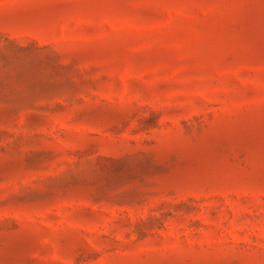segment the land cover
Returning a JSON list of instances; mask_svg holds the SVG:
<instances>
[{"label":"rangeland","instance_id":"obj_1","mask_svg":"<svg viewBox=\"0 0 264 264\" xmlns=\"http://www.w3.org/2000/svg\"><path fill=\"white\" fill-rule=\"evenodd\" d=\"M0 264H264V0H0Z\"/></svg>","mask_w":264,"mask_h":264}]
</instances>
